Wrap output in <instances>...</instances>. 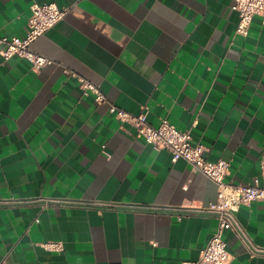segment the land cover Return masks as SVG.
I'll return each mask as SVG.
<instances>
[{
  "label": "crops",
  "instance_id": "1",
  "mask_svg": "<svg viewBox=\"0 0 264 264\" xmlns=\"http://www.w3.org/2000/svg\"><path fill=\"white\" fill-rule=\"evenodd\" d=\"M33 2L67 11L31 44L51 64L0 55V264L196 261L216 219L184 210L213 203L216 185L64 70L154 127L190 130L208 161L228 162L225 181L264 187L261 17L241 36L232 0H0V37L24 36ZM236 218L247 239L224 231L228 264H264V200Z\"/></svg>",
  "mask_w": 264,
  "mask_h": 264
},
{
  "label": "built area",
  "instance_id": "2",
  "mask_svg": "<svg viewBox=\"0 0 264 264\" xmlns=\"http://www.w3.org/2000/svg\"><path fill=\"white\" fill-rule=\"evenodd\" d=\"M30 14L23 37H0V55L4 60L13 56L27 59L33 68L39 69L52 61L34 53L31 44L44 35L49 29L61 21L67 9L60 8L55 3H37L30 5ZM231 9L237 13L238 21L235 29L237 35L248 34L254 16H260L264 24V0H232ZM64 72L77 79L79 89L83 95H93L94 101L107 104L108 111L121 123H126L135 129L137 137L143 139L155 150H166L172 161L179 158L187 161L192 169L199 171L216 185V200L202 209H185V213H204L216 219V227L210 239L199 253L196 261H184L181 264H228L231 258L224 240V231L230 230L244 241L247 239L240 227L236 213L241 206H249L257 200H264V187L258 185L257 179L253 184H234L225 181L228 174V162L223 159L208 161L204 157V147L192 143L190 130L180 131L167 119H162L157 127L146 120V111L140 110L131 114L109 103L99 86L72 71ZM104 148V147H102ZM261 175L264 177V154L260 158ZM58 199H41L42 208L51 203H58ZM247 243L250 245L249 241ZM56 243L44 244L47 249Z\"/></svg>",
  "mask_w": 264,
  "mask_h": 264
}]
</instances>
